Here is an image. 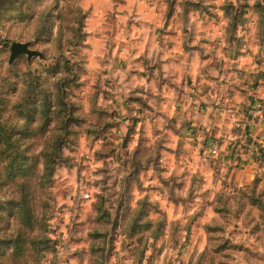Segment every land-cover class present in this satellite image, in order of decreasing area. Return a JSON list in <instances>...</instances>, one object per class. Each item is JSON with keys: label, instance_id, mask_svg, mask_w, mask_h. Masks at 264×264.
Masks as SVG:
<instances>
[{"label": "rangeland", "instance_id": "374dc122", "mask_svg": "<svg viewBox=\"0 0 264 264\" xmlns=\"http://www.w3.org/2000/svg\"><path fill=\"white\" fill-rule=\"evenodd\" d=\"M120 1L0 0V148L42 147L17 141L23 73L69 120L47 250L1 241L0 264H264V0H166V22L208 20L179 25L199 33L182 41L197 47L182 79L163 74L174 24ZM13 42L38 55L10 61ZM6 160L0 240L20 232Z\"/></svg>", "mask_w": 264, "mask_h": 264}, {"label": "trees", "instance_id": "16d2710c", "mask_svg": "<svg viewBox=\"0 0 264 264\" xmlns=\"http://www.w3.org/2000/svg\"><path fill=\"white\" fill-rule=\"evenodd\" d=\"M22 78L20 96L14 106L22 125V132H18L17 141L22 145L37 142L41 143L42 147L28 150L20 148L13 152L8 151L10 147L0 148V153L7 159L4 168L12 171V167L16 165L17 169V198L4 203L16 208L20 231L16 237L4 238L0 242L11 244L12 251L18 256L25 251L22 242H26V239L30 245H34V251L38 255L47 250L48 239L45 232L51 199L50 185L55 168L63 159V132L69 123V120L65 119V105L55 94L50 96L45 90L37 91V83L31 73H23ZM27 124H33V129L24 130ZM51 125L53 126L49 129ZM46 131L48 133L44 134ZM1 133L0 130V139ZM43 135L44 139L41 138ZM9 136L10 134H6L3 137L4 144L10 145ZM2 142L0 141V144Z\"/></svg>", "mask_w": 264, "mask_h": 264}, {"label": "crops", "instance_id": "0c3cea01", "mask_svg": "<svg viewBox=\"0 0 264 264\" xmlns=\"http://www.w3.org/2000/svg\"><path fill=\"white\" fill-rule=\"evenodd\" d=\"M124 6L126 5L127 7H130L131 9L133 8H142L145 9L149 12V14H154L153 10L155 11L156 14V18L159 19V22L161 21L162 24H165L167 27V29H170V26L174 24V27L172 28V30H165L163 29L166 33H169V35H167V38H165L166 42H167V46L170 47V49H168L169 54L164 58V61H171L174 65L176 64V62L179 64H176V68L172 65V66H167L165 67L166 70L164 71L163 74H170L173 76H178L181 79L183 78L184 75L186 74H191L192 70H191V66L192 63L197 64V47H185V49L182 51L181 50V46L183 47V39H187L189 37H191V39H193L194 41H196V39L199 38V33H194L190 35V33H185V36L181 37V33L180 30L182 29L179 25L182 26L184 24H204L207 23V19L204 18V16H200L199 14H196L195 12H189V19L188 22L187 20L183 22L176 16L174 18V16L172 17V21H168L166 22V20H164V16H165V9L167 7V1L166 0H121L120 1ZM175 9H176V14H177V2L175 4ZM196 14V16H195ZM177 18L179 19V21L177 20ZM138 22H136L137 24ZM166 35V34H164ZM203 37L206 38V41H209L208 38V34L203 35ZM166 44V43H165ZM205 48L208 49L207 44L204 43ZM196 46V45H195ZM186 61H184V60ZM189 64L191 66H189ZM177 69V70H176ZM198 69V68H197ZM197 69L195 68L194 71L196 73ZM202 71V70H201ZM163 72V71H161ZM200 73V71H198ZM197 72V73H198ZM196 73V74H197ZM195 74V77H196ZM162 78V76H161ZM164 79V78H163ZM178 82V81H177ZM176 81H174L173 83H176ZM228 99H232L231 98H225L223 99L222 103L224 104L223 106H225L228 102H226ZM226 102V103H225ZM231 103V102H230ZM215 104H217V102H215ZM227 107V106H226ZM223 108L221 107L220 110H222ZM218 118V116H217Z\"/></svg>", "mask_w": 264, "mask_h": 264}, {"label": "water", "instance_id": "95a60500", "mask_svg": "<svg viewBox=\"0 0 264 264\" xmlns=\"http://www.w3.org/2000/svg\"><path fill=\"white\" fill-rule=\"evenodd\" d=\"M20 54H26L27 57L38 55V52L31 50L27 43L13 42L10 46V56L9 60L12 61L16 56Z\"/></svg>", "mask_w": 264, "mask_h": 264}, {"label": "built area", "instance_id": "2783aa9c", "mask_svg": "<svg viewBox=\"0 0 264 264\" xmlns=\"http://www.w3.org/2000/svg\"><path fill=\"white\" fill-rule=\"evenodd\" d=\"M2 36V30L0 29V37Z\"/></svg>", "mask_w": 264, "mask_h": 264}]
</instances>
